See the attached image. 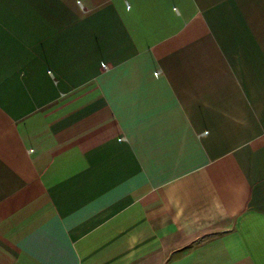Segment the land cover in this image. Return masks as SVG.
I'll list each match as a JSON object with an SVG mask.
<instances>
[{"label":"crops","instance_id":"1","mask_svg":"<svg viewBox=\"0 0 264 264\" xmlns=\"http://www.w3.org/2000/svg\"><path fill=\"white\" fill-rule=\"evenodd\" d=\"M0 264H264V0H0Z\"/></svg>","mask_w":264,"mask_h":264}]
</instances>
